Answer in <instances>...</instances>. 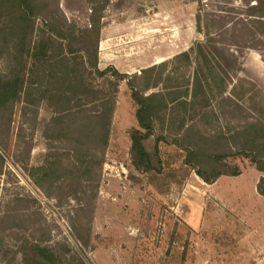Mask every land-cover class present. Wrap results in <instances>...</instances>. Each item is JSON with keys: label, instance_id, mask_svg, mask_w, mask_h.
Instances as JSON below:
<instances>
[{"label": "rangeland", "instance_id": "rangeland-1", "mask_svg": "<svg viewBox=\"0 0 264 264\" xmlns=\"http://www.w3.org/2000/svg\"><path fill=\"white\" fill-rule=\"evenodd\" d=\"M39 1L49 3L44 12H55L63 28L73 22L87 29L91 17L104 15V26L129 34L115 38L116 46L130 45L136 68L194 49L202 38L193 0ZM76 36L73 62L88 66L96 34ZM1 54L0 47V71ZM242 61L241 76L264 92L262 55L247 49ZM194 70H201L197 59L187 73ZM139 73L119 82L107 146L90 129L81 131L90 112L74 124L64 117L56 125L46 98L0 103V264H33L27 259L32 243L77 264H264V195L257 189L262 173L245 154L225 159L240 174L208 183L185 163L178 128L157 126L146 141L155 170L135 167L131 131L139 128L138 105L130 83L144 88L141 75L131 77ZM91 77L96 90L116 89L111 73ZM208 93L229 146L241 150L236 120L211 87ZM161 136L167 140L157 143Z\"/></svg>", "mask_w": 264, "mask_h": 264}, {"label": "trees", "instance_id": "trees-1", "mask_svg": "<svg viewBox=\"0 0 264 264\" xmlns=\"http://www.w3.org/2000/svg\"><path fill=\"white\" fill-rule=\"evenodd\" d=\"M193 1L197 3V32L202 35L194 49L183 50L131 76L145 79L142 89L130 83L139 123V128L131 131L133 163L141 171L155 170L146 141L157 126L163 130L176 126L180 135L177 141L186 151L185 163L197 169L205 182L240 174L241 169L231 167L225 159L242 152L262 173L257 189L264 195V92L253 80L241 76L245 50L258 51L264 60V0ZM48 6L39 0H0V47L5 62L0 71V103L23 97L34 103L46 98L57 113L56 125L67 117L74 124L80 114L90 112L84 117L87 120H82L81 131L90 129L99 143L107 146L119 82L131 74L114 65L104 69L98 66L104 27L100 18L104 15L91 17L87 29L73 22L63 28L55 12H44ZM77 31L96 34L94 60L88 66L84 61L82 67L73 62L76 50L72 43ZM194 59L201 70L188 74ZM93 73L101 77L111 73L115 81L109 82L116 89L112 93L96 90ZM208 87L218 95L230 119L236 120L234 129L241 150L229 146ZM151 88L158 90L148 93ZM160 140L167 137L161 136L157 143ZM31 246L29 263L77 264L53 248L38 243Z\"/></svg>", "mask_w": 264, "mask_h": 264}, {"label": "crops", "instance_id": "crops-1", "mask_svg": "<svg viewBox=\"0 0 264 264\" xmlns=\"http://www.w3.org/2000/svg\"><path fill=\"white\" fill-rule=\"evenodd\" d=\"M128 35L127 31L123 30V33L119 34L115 32V29L107 27L106 25L101 29L98 58V66L100 69L114 65L119 71L130 74L137 71L141 72L143 68L159 63L157 61L147 65H140V68L134 67L135 59L133 56H130V45L116 46L117 40L115 38L122 37V39H125Z\"/></svg>", "mask_w": 264, "mask_h": 264}]
</instances>
